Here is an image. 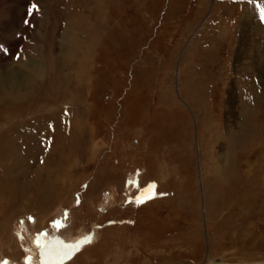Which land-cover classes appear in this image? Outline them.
Instances as JSON below:
<instances>
[{
    "label": "rangeland",
    "instance_id": "rangeland-1",
    "mask_svg": "<svg viewBox=\"0 0 264 264\" xmlns=\"http://www.w3.org/2000/svg\"><path fill=\"white\" fill-rule=\"evenodd\" d=\"M8 1L0 264L34 232L82 239L64 264H264V0Z\"/></svg>",
    "mask_w": 264,
    "mask_h": 264
},
{
    "label": "bare ground",
    "instance_id": "bare-ground-1",
    "mask_svg": "<svg viewBox=\"0 0 264 264\" xmlns=\"http://www.w3.org/2000/svg\"><path fill=\"white\" fill-rule=\"evenodd\" d=\"M8 1V0H7ZM12 1V0H11ZM2 2V1H1ZM9 3H11L10 1H8ZM6 3V2H4ZM17 3H18V0H17ZM2 4V3H1ZM3 5V4H2ZM101 5V4H100ZM28 7V6H27ZM6 8V7H5ZM15 8V7H14ZM16 9V8H15ZM11 10V9H9ZM19 10V9H18ZM32 12V11H31ZM16 13V11H15ZM6 14V13H4ZM11 16V15H10ZM19 16V14L17 15ZM45 19V18H44ZM10 20V19H8ZM46 21V19H45ZM7 22V21H6ZM14 22V24H13ZM253 18L252 19H248L247 22L244 23V30H246V32L248 33L250 31V25L253 24ZM14 25H17V18H14L12 22H9V23H5L4 27L2 29H0V39H2V36L4 34H7L8 32L12 31L14 29ZM256 27V26H255ZM259 27V26H258ZM263 27V26H262ZM264 30V27L262 28ZM253 32V36L255 35L254 33V28L251 30ZM256 36V35H255ZM4 37V36H3ZM5 39V38H4ZM247 40H249V37L247 36L246 37ZM255 37H253V41H254ZM263 40V39H262ZM73 44V43H72ZM79 44V43H78ZM74 47V46H73ZM71 48V47H68V49ZM73 49V48H72ZM258 51H254V55H256V53H258V55H256V57L258 56V59L263 57L264 56V49L262 46H259V48H257ZM255 50V49H254ZM76 51V50H75ZM71 52V54H74V51H69ZM89 52H91L89 49L84 51V53L82 54V59L81 61L79 62V67L80 69L82 68V70L78 73V71L76 70L75 71V75H76V78L74 80V85H76L75 89L72 91V90H69L67 89V93L68 96H71V97H76L78 95L81 94V90H82V84H83V79H84V71L83 69L85 70L86 69V65L87 63L85 62L87 59L89 60ZM51 53V52H50ZM67 53V52H66ZM247 55H249V53L246 54L245 51L241 52L239 54V57L240 58H244V56L246 57ZM238 56V55H237ZM72 58H74V56H72ZM68 59V58H67ZM238 59V58H237ZM257 59V58H256ZM29 60V59H28ZM68 61V60H67ZM70 61V60H69ZM83 61V62H82ZM253 61H256L255 60V57H253ZM30 62V61H28ZM33 63V62H31ZM29 63V64H31ZM27 64L28 66H30V69L33 68V70H37L39 73L41 72L42 73V76H44V74L46 73L47 69L41 64L39 63L37 65V63H34V65H29ZM41 70V71H40ZM2 73V72H1ZM3 78L2 80H7V83L9 85V87L11 88V85L12 84H15L18 82V79H16V76H15V73L13 71H8V72H5L3 74ZM86 77V76H85ZM16 86V85H15ZM14 86V87H15ZM75 92V94H74ZM80 92V93H79ZM233 97V96H232ZM232 102V101H231ZM74 120V127H73V130H77V133L79 131V128L80 126L82 127V123L78 124V122ZM73 120H72V123H73ZM80 132V131H79ZM76 133V134H77ZM74 136V135H73ZM250 164V163H249ZM41 199V195L40 196H37V198H35V200H39ZM7 200V199H6ZM42 201V200H41ZM40 201V202H41ZM2 203V202H0ZM32 204V203H31ZM37 204V203H36ZM261 204V203H260ZM5 205V204H4ZM29 205V204H28ZM27 205V206H28ZM35 206V203L34 205ZM37 206V205H36ZM38 210H41L40 205L38 204L37 206ZM42 207V205H41ZM250 207V206H249ZM35 208V207H34ZM252 210H253V207H252ZM262 210V209H261ZM246 211V210H245ZM261 212V211H260ZM249 214L251 215L250 218H252V215H254L253 213L249 212ZM253 220V219H252ZM62 227V226H61ZM23 233V232H22ZM62 233V232H61ZM24 234V233H23ZM66 234V233H65ZM69 234V233H68ZM32 241H33V245L35 247V250L37 251V253L39 254L38 256H41L38 260H37V263L36 264H45L44 260H47L49 259V257H53V259L51 260V264H63L64 261L68 258H70L74 252L75 249H77L78 247H80L82 245V239H74L73 237L71 236H64L63 239L62 238H58L59 241H57L55 247L52 248V245H53V242L55 241L56 237L53 236L51 237L50 239H48L46 237V235H44L43 233H35L32 234ZM71 235V234H70ZM57 239V240H58ZM65 246V247H64ZM64 251V252H63ZM56 254V256L54 257V255Z\"/></svg>",
    "mask_w": 264,
    "mask_h": 264
},
{
    "label": "snow or ice",
    "instance_id": "snow-or-ice-1",
    "mask_svg": "<svg viewBox=\"0 0 264 264\" xmlns=\"http://www.w3.org/2000/svg\"><path fill=\"white\" fill-rule=\"evenodd\" d=\"M5 264H7V262H5Z\"/></svg>",
    "mask_w": 264,
    "mask_h": 264
}]
</instances>
